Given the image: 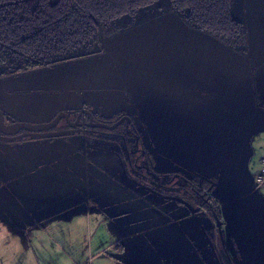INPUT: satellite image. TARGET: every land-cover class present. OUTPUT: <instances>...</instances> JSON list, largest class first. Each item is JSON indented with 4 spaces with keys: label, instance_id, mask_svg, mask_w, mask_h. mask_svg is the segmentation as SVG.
Segmentation results:
<instances>
[{
    "label": "rangeland",
    "instance_id": "374dc122",
    "mask_svg": "<svg viewBox=\"0 0 264 264\" xmlns=\"http://www.w3.org/2000/svg\"><path fill=\"white\" fill-rule=\"evenodd\" d=\"M178 20L169 0H156L131 15L108 22L91 44L71 53L86 56L28 74L0 78V111L8 124L31 125L47 124L61 112L74 117L77 109L85 110L104 125H114L132 116L140 142L150 151L143 157V164L150 165V170L146 166L142 171L160 177L162 185H171L170 189L158 187L163 189V195L190 204L203 200L207 208L197 218H182L190 213L187 206L154 195L149 186H139L138 183L147 182L134 176L125 148L117 145L118 139L113 142L105 135L101 138L80 132L51 138L0 140V179H10V168H18L14 182L20 187L18 199L22 203L14 207L9 200L1 201L0 244L6 238L4 231L15 224L12 235L23 242L29 233L27 228L44 232L50 238L45 241L47 250L58 259L53 264H109L118 249L111 245L102 255L91 258L97 250L92 251L90 243L100 249L111 243L116 237L113 227L118 219L113 213L126 208L131 210V218L138 219L140 213L153 216L148 221L130 222L129 228L130 232L139 227L151 228L153 232L148 236L156 256L189 252L186 257L178 256L166 264H217L202 228L206 229L219 264H264V186L251 191L258 186L255 176L264 154L257 145L264 133V117L250 111L246 101L238 99L240 94L236 100L228 99L226 106L215 102L199 106L193 115L191 107L175 104L177 99L198 96L191 78H204L203 69H212L213 77L224 85L232 84L235 72L246 68V54L242 51L241 56L227 54L222 58L203 55L204 48L192 37L194 33L181 29ZM204 56L210 59L211 66H200ZM232 92L234 99L236 94ZM175 110L186 114L182 124L172 117ZM136 111L141 120L134 117ZM60 126L54 132H61ZM119 126L117 130H122L123 126ZM55 157L68 169L63 180H58L54 167L42 165ZM219 172L220 187L212 196L206 193L208 181H216ZM75 180L81 181L77 187L71 183ZM26 198H32L29 207ZM229 198L233 199L227 201ZM55 199L59 200L56 204L49 203ZM75 202L77 205L73 206ZM145 202L155 210L138 207ZM47 203L50 205L44 206ZM210 204L212 210L208 208ZM62 206H73L70 214L57 213ZM29 209L35 210L27 213ZM88 214L90 218H86ZM80 222L84 227L89 222L92 225L89 233L77 236L81 237L80 244L65 248L53 241L54 236L72 237L68 231ZM33 224V228L28 227ZM168 224L172 225L165 227ZM185 232H191L189 237L194 242ZM48 256L55 258L49 252Z\"/></svg>",
    "mask_w": 264,
    "mask_h": 264
},
{
    "label": "crops",
    "instance_id": "0c3cea01",
    "mask_svg": "<svg viewBox=\"0 0 264 264\" xmlns=\"http://www.w3.org/2000/svg\"><path fill=\"white\" fill-rule=\"evenodd\" d=\"M230 10L234 19L240 24L241 35L239 39L238 38L225 39L216 35L203 33L185 24V22L178 15L173 13V15L177 17V19H179L178 21L180 23L181 29H184L186 33H188L189 31H192L190 33H194L192 34L193 35L192 37L196 38L198 42L201 44L200 48H204V50L202 51L203 55H208V56L216 55L219 56V58H222L227 54H229V56L234 55V57L237 55L241 56L243 53L242 51H244V53L246 54L245 55L246 68L241 69L238 72L237 71L235 72L237 76H235V79L233 80L232 84L228 83L227 85H224V83H222L223 81H221L219 78L213 77L212 69L211 70L203 69L205 72L204 78H199L198 76L195 75L192 76L191 78V83L197 86L196 88L198 89L197 90L198 96L188 97V99L185 100L177 99L175 104L176 106L179 105L181 107H191V115H193L194 110L197 109L199 106L207 107V103L209 102H215V103H219L220 106L221 105L226 106L228 99L236 100L237 94H240V98L238 99L245 100L246 103L248 104L250 111L254 110L255 114L261 113V115L264 117V0H231ZM209 60H207V58H205L204 56L202 65L200 66H202V68H204V66L207 67L208 65L211 66L210 65L211 63L208 64ZM194 64L195 66H197L196 64L199 63L197 62ZM226 86H229V89ZM211 89H214L215 91ZM232 91H234L236 94V98L234 99H232V93H233ZM210 96L215 97L216 99H213ZM173 100H171V102H173ZM184 114H185L184 112L177 110L171 113L172 117L176 118L177 120H181V124L183 123ZM133 115L138 116V118L141 120V115L139 116V113L137 111L136 113H133ZM185 121H184V126H185ZM36 138H40V137H36ZM257 145L261 149L263 148L264 150V133H261L260 138L257 139ZM148 152L150 154V151ZM86 153L88 152L86 151ZM118 153L120 154V152ZM262 157H264V154L261 156V158ZM42 165L43 166L49 165L51 168L54 167L53 168L54 171L59 175L58 180H60V178L63 180V176L65 175V170H68L67 167L62 163L61 159H58L57 157H55L52 160V162L50 163L48 162ZM10 170L11 172H8V175L11 177L10 179L7 180L0 179V189L1 188L4 189V190L2 189L0 190V205H2L1 201L3 202L4 199H6L9 200L10 204L15 207L18 204H22L21 200L18 199L21 192L20 187H18V185L14 182V180L18 178L17 175L18 168L14 169L12 167L10 168ZM97 179H94V181H97ZM64 182L66 183V181ZM71 183L77 187L78 184L79 185L81 184V181L79 180V182H77L75 180V181H71ZM259 188L260 186L259 187L256 186L251 191L259 190ZM232 199L233 198H229L227 201H230ZM31 200L32 198L30 200L29 198H26L27 207H29ZM58 201L59 200L55 199L50 201L49 203H55ZM82 202L83 201L81 200L78 203L81 204ZM144 204H146V202ZM48 205L50 204L47 203L44 206H48ZM76 205L77 202L73 204V206ZM73 206H69V207L62 206L61 211L58 210L57 213H63L66 211L65 213L70 214V208ZM94 206L97 207L95 203ZM140 206H143L144 210L146 209H148L149 211L155 210L151 203H148L146 205L140 204L138 207ZM86 209H89V207H86ZM123 209L119 210V212L116 214L113 213L114 218L116 217L118 218L116 222H114V227H113L114 229H116L115 231L116 237L112 239L111 243H108L107 241L108 244L103 249L97 247L95 243L92 244L90 243L91 250L92 251L97 250L95 251L94 255L91 256V258L94 256H99L100 254L102 255L103 250L109 248L111 245L113 247L115 246L118 249V251L115 252L116 257L110 258L113 260L109 264H166V262L173 261L178 256L185 255L186 257L187 254H189V252H184L181 254H173V255L168 254L165 255L164 257L156 256L154 254V250H155L154 244L152 242V239L149 238L148 236L149 234H151V232H153L151 228L139 227L133 230L132 232H130V228H129L130 222L140 223L143 220L148 221L153 216L149 215L148 217L146 213H144V215H141L140 213L141 216L135 215L138 218L135 219L134 217L131 218L130 216H128L130 215L131 210L128 211V209L126 208ZM0 210L2 209L0 208ZM29 210L30 211L27 210V213H32L34 212L35 209L32 210L29 209ZM97 210H99L98 207ZM41 211H44V209L41 208ZM97 213L99 214L98 211ZM86 218H90V215L88 214ZM182 218L192 219L194 218V216L193 215L191 216V214L189 213V214H185ZM20 220H22V218H20ZM97 220H99V218L94 220L95 224H97L96 223ZM174 221L176 220H173L172 222ZM172 224H168L165 227H168ZM34 226L35 224L29 225L28 227L33 228ZM89 226L92 227V225H90V222L89 225L86 224L85 227L80 222L78 223V226L75 229H73L74 231L73 230L68 231V233L70 232L69 234L72 237L57 238L54 236L53 241L57 245L64 246L65 248H67V245L69 247L70 245L74 246L80 244L79 239L81 237L77 238V236L83 235V233H89L90 231ZM156 226L152 228H156ZM14 228H16V225L12 224V228H10L9 231H4L6 238L3 241L4 244H0V264H53L58 262L57 261L58 259L56 258V254L47 250L48 245L46 244L45 241H48L50 238L46 236L44 232H41L39 230H37L36 232V230H30L31 228H27L26 232L29 231V233L26 234V241L23 242L19 238L13 237L12 234L15 231ZM190 233L191 232L189 233L185 232V235L187 236L188 239H190L191 242L192 241L194 242V240H192L189 237ZM48 252L51 255H54L55 258H50V256H48Z\"/></svg>",
    "mask_w": 264,
    "mask_h": 264
},
{
    "label": "trees",
    "instance_id": "16d2710c",
    "mask_svg": "<svg viewBox=\"0 0 264 264\" xmlns=\"http://www.w3.org/2000/svg\"><path fill=\"white\" fill-rule=\"evenodd\" d=\"M156 0H0V65L14 75L84 57L71 55L91 44L103 25ZM185 24L225 39L241 35L231 0H169ZM207 194L203 195V198ZM203 209L207 206L198 200ZM209 207H213L210 204ZM208 207V208H209Z\"/></svg>",
    "mask_w": 264,
    "mask_h": 264
},
{
    "label": "flooded vegetation",
    "instance_id": "af4514ba",
    "mask_svg": "<svg viewBox=\"0 0 264 264\" xmlns=\"http://www.w3.org/2000/svg\"><path fill=\"white\" fill-rule=\"evenodd\" d=\"M72 60H76V59H72ZM72 60H68V61H72ZM65 62H67V61L55 63V64L49 65V66L55 67V66H59L58 64H62ZM45 67H47V66H45ZM45 67H43V68H45ZM43 68H41V69H43ZM2 69H4V65H0V78H10V77H14L16 75H24V74L31 73L33 71L40 70V69H37V70L28 71L26 73L6 75L3 73ZM2 114H3V119H4L5 114L3 112H2ZM89 115L90 114H88V112H86L85 110H81V109L78 110L77 109V110H75L74 117H69L71 123L75 122L76 117H78V122H77L78 125L77 126H74V127L69 126L68 123L63 118H61L59 120L58 124L50 130H45V131H42L39 133H34L33 136L31 135L32 133L27 132L25 130H19L17 133L10 135V136H7V135L0 133V140L4 141V142H11V141H5L4 139L7 137L13 138V137H19V136H22L20 140L26 139L28 137H33V138L43 137V136H45L46 133L54 132L56 127L60 124H61L60 130H62V131H75V133H79V131L82 130L83 133L89 132L92 136L101 137V138H103V136L105 135L107 137H110L113 140V142H115L118 139L117 141H119V144H117V145H122V148H125L126 155L128 157V166L134 172V174H135L134 176H136L138 178L137 180L146 181L147 183L144 182L145 183V184L143 183L144 185H146L147 187L148 186L151 187L153 191L157 192L158 194H162V195H163V193L160 190H163V189H160V188H165V189L172 188L170 185H167V184L162 185L163 183L159 182L160 177L157 178L155 176H152V174L149 172L147 174H145L142 171V170H145L146 166H147V169L150 170V165L143 164V157H144V155H148L149 152L146 150L145 146H143V144L140 142L141 141L140 140L141 135H140L139 131H137V126L134 123L132 116H126V118L124 117L119 122H117V124L106 125L108 127L114 126V128L110 130L108 128L100 127L99 125H101L102 123L96 121L91 115H90L91 120H89ZM134 117L136 119L138 118V116H136V115ZM4 123L8 124L5 122V120H4ZM80 124H83V125H80ZM102 125H104V124H102ZM119 125L123 126L122 130L121 129L117 130V127H120ZM119 155H121V154H119ZM121 158H122V156H121ZM123 170L125 171V169H123ZM140 181H138V182H140ZM158 187H160V188H158ZM191 205L194 208L200 207V212L204 211L201 203L197 202V203H192ZM197 215H198V213H197Z\"/></svg>",
    "mask_w": 264,
    "mask_h": 264
},
{
    "label": "water",
    "instance_id": "95a60500",
    "mask_svg": "<svg viewBox=\"0 0 264 264\" xmlns=\"http://www.w3.org/2000/svg\"><path fill=\"white\" fill-rule=\"evenodd\" d=\"M68 62H70V61H67L65 63H68ZM58 65H60V64H58ZM61 118H63L68 123L69 126L74 127V126H77L78 125L77 124L78 117H76L75 122L71 123L68 114L65 113V112H61L51 122H49L47 124H41V125H31V124H26V123H11V124H5L4 123V119H3V114L0 111V133H2L4 135H7V136H10V135H13V134L17 133L19 130H25L27 132L32 133L31 135L33 136L34 133H39V132H42V131H45V130H50V129L54 128L58 124V122H59V120ZM89 120H91V116L90 115H89ZM80 125H83V124H80ZM99 126L100 127H103V128H108L110 130L114 128V126L108 127V126L102 125V124L99 125ZM80 132H82V130H80L79 133ZM68 134H75V131H61L59 133L50 132V133H46L45 136H61V135H68ZM21 137L22 136L13 137V138L7 137L4 140L5 141H15V140L21 139ZM124 172L126 173V171H124ZM220 174H221V172H219V174H218L219 176H218V179L216 181H208V185H207V188H206V193H209L212 196H214L216 194V192L218 191V189L220 187ZM131 181L132 182H135V181H133V179ZM138 185L139 186H142L143 188H146V186L144 184L138 183ZM146 190H149L150 191V189H148V188ZM151 192L154 195H157V196L161 197L162 199H172V200L178 201L181 204L187 206L189 208L190 214L193 215L194 218H197V213L200 212V207L194 208L190 203H188V202H186V201H184L182 199L168 197V196H165V195H162V194H158L157 192H155L153 190H151ZM209 208L212 210V207H209ZM201 230H202V232L204 234V237L206 238V240L208 242V246L211 248L212 252L214 253V256L216 258L217 264H219L218 258L216 256L215 251H214V248H213L210 240L207 237L206 229L205 228H202Z\"/></svg>",
    "mask_w": 264,
    "mask_h": 264
},
{
    "label": "built area",
    "instance_id": "2783aa9c",
    "mask_svg": "<svg viewBox=\"0 0 264 264\" xmlns=\"http://www.w3.org/2000/svg\"><path fill=\"white\" fill-rule=\"evenodd\" d=\"M255 179L258 186H264V157L259 161V171L257 172Z\"/></svg>",
    "mask_w": 264,
    "mask_h": 264
},
{
    "label": "bare ground",
    "instance_id": "6f19581e",
    "mask_svg": "<svg viewBox=\"0 0 264 264\" xmlns=\"http://www.w3.org/2000/svg\"><path fill=\"white\" fill-rule=\"evenodd\" d=\"M227 61H225V62H223V63H226ZM222 64V63H221ZM218 66H219V64H218ZM255 67H257V66H255ZM254 76H255V74H254ZM251 82V81H250ZM252 83H253V81H252ZM251 83V84H252ZM193 89H196V88H193ZM196 90H198V89H196ZM201 91H203V90H201ZM191 93V92H190ZM143 93H141V95H142ZM146 94V93H145ZM206 94V93H205ZM139 113V116H140V112H138ZM52 136H50V138H51ZM63 149V148H62ZM66 149H68V148H66ZM64 150V149H63ZM58 153H61V151L60 152H58ZM63 153H65L64 151H63ZM31 154V153H30ZM50 154V153H49ZM54 154H56V153H54ZM48 155V154H47ZM51 155H52V153H51ZM51 155H48V157H50ZM54 156V155H53ZM56 156V155H55ZM32 157V156H31ZM33 157H34V155H33ZM36 157V156H35ZM51 158V157H50ZM35 159V158H34ZM210 177H208V179H209ZM207 179V180H208ZM53 190V188L51 189V191ZM52 194V193H51ZM217 203H219V202H217ZM216 205V204H215ZM192 216V215H191Z\"/></svg>",
    "mask_w": 264,
    "mask_h": 264
}]
</instances>
